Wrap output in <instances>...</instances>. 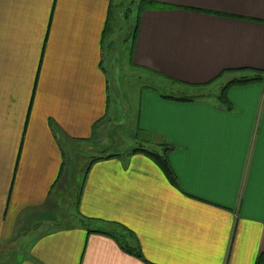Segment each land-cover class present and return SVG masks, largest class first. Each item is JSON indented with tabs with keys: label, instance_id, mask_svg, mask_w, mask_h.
I'll return each instance as SVG.
<instances>
[{
	"label": "crops",
	"instance_id": "crops-1",
	"mask_svg": "<svg viewBox=\"0 0 264 264\" xmlns=\"http://www.w3.org/2000/svg\"><path fill=\"white\" fill-rule=\"evenodd\" d=\"M152 1L167 8L139 16L136 70L183 93L194 90L170 80L264 71V0ZM118 4L0 0V245L26 246L13 264H254L264 251V81L231 86L230 109L141 87L135 132L169 146L176 185L131 149L90 161L75 212L62 214L75 149L119 120L104 67ZM115 225L139 256L95 233Z\"/></svg>",
	"mask_w": 264,
	"mask_h": 264
},
{
	"label": "rangeland",
	"instance_id": "rangeland-1",
	"mask_svg": "<svg viewBox=\"0 0 264 264\" xmlns=\"http://www.w3.org/2000/svg\"><path fill=\"white\" fill-rule=\"evenodd\" d=\"M139 2L140 0H118L117 8L113 6L115 21H113L112 41L114 42L107 48V60L104 67L108 77L110 107L112 110L118 108L119 120L106 128L109 137L99 136L96 138V144L92 143L84 147H78L79 149L76 148L74 154H72L69 175L73 186L72 190H68L67 193L64 192V194L71 195L67 208L64 206L62 210L64 216L70 211L75 212L76 193L79 192L81 187L87 164L94 158L106 154L122 155L135 148L147 149L149 147L148 149H157V142L152 141L151 145H145L140 135L135 132V118L132 114L136 106L134 100L136 91H139L141 87H150L165 94L171 93L179 96L183 93L179 89H173L165 80L152 77V75L136 70L130 65V51ZM219 85L221 83L217 87ZM208 93L206 92V94ZM183 94L188 95L189 92ZM208 98L214 101L211 95ZM106 142L108 144L104 146ZM99 145H102V147ZM58 217L55 223L62 221ZM49 224L48 222L46 225ZM65 224L66 222L62 225ZM57 227H60V225ZM25 249L26 246L23 243L19 246L18 244L15 247L12 246V248H10V244L6 247L0 245V264H13L12 259L13 261L19 259Z\"/></svg>",
	"mask_w": 264,
	"mask_h": 264
},
{
	"label": "trees",
	"instance_id": "trees-1",
	"mask_svg": "<svg viewBox=\"0 0 264 264\" xmlns=\"http://www.w3.org/2000/svg\"><path fill=\"white\" fill-rule=\"evenodd\" d=\"M167 8L164 5L157 4L153 2L152 0H140L138 6H137V15H136V23L134 27V35H133V40L132 44L136 39V31H137V26L139 23V16L143 11L146 10H153V9H164ZM107 31V27H106ZM108 31L110 29L108 28ZM172 84H175L179 87H189L193 89L194 91L189 93L188 95L182 94L181 97L177 98V100H182V101H193L199 98H208V96H212L213 100L220 106L230 109V104L226 98V93L228 89L231 86L234 85H243V84H248L251 82H261L264 81V71L262 70H250V69H241V70H229V71H224L221 74H219L217 77L214 79L210 80L206 84H201V85H186V84H181L178 83L174 80H170ZM221 83L217 87V85ZM215 88V89H214ZM213 89V90H212ZM215 91V92H214ZM206 92H209L206 94ZM214 92V93H213ZM169 98H175L176 96H169ZM170 151V148L166 144H157V149H144V148H135L132 150V153L139 152L147 156L149 159H151L162 171V173L166 176L168 181L176 185V181L173 175V172L170 168L168 158H167V153ZM116 154H106V155H100L97 158H94L93 161L90 163V165L93 164L95 161L103 160V159H109L112 157H116ZM88 170V169H87ZM115 228H119V230L116 229V231H103V230H97L95 233H100V234H105L111 237H114L116 242L119 244V246L125 250L129 254H134L135 256L137 253L134 252L132 247L128 244L127 240L125 239V236L119 235V233L124 229L121 227H118L115 225ZM127 232V231H126ZM129 233V232H127ZM117 235V237L115 236ZM130 234V233H129ZM128 235V234H127ZM254 264H264V251H261L258 253V255L255 258Z\"/></svg>",
	"mask_w": 264,
	"mask_h": 264
}]
</instances>
